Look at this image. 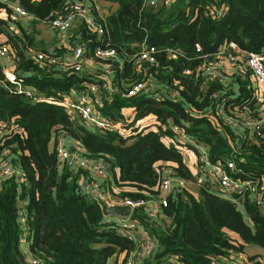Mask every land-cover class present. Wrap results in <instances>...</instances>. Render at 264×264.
Segmentation results:
<instances>
[{"label":"trees","instance_id":"obj_1","mask_svg":"<svg viewBox=\"0 0 264 264\" xmlns=\"http://www.w3.org/2000/svg\"><path fill=\"white\" fill-rule=\"evenodd\" d=\"M77 1L0 0V44L10 49L16 80L33 92L32 96L18 92L0 65V160L16 170L0 180V264H31L30 256L39 264H109L112 259L123 264L137 241L121 231L114 217L102 214L91 194L98 189L120 201L165 198L167 206L160 207L152 222L145 209L132 212L131 218L157 241V249L143 264H227L239 253L244 257L246 253L249 260L264 258L246 252L250 246L264 251V207L252 202V189L237 205L208 184L197 186L199 152L179 142L172 131L173 125L183 126L206 148L211 163L234 161L257 190L264 177V125L252 134L241 126L233 128L226 119L244 111L251 116L259 112L251 73L234 62L229 63L234 71L228 75L226 67L212 62L223 64L229 54L264 53V0H173L146 7L145 0H98L89 4V10L102 34L76 18L61 35L65 44L47 50L33 36L36 24L65 14ZM13 2L28 13L31 30L9 21ZM210 6L226 12L211 17ZM143 42L158 53L155 63L140 62L139 67L133 56ZM78 43L83 44L87 68L85 63L79 69L64 64L65 54ZM229 43L236 50H229ZM96 47L114 49L123 58L122 69L115 67L108 75L111 87L99 76L103 69L94 54ZM206 65L223 76L210 79ZM136 82L146 89L126 96ZM90 83L99 95L98 100L93 96V106L113 121H124L119 128L69 120L64 96ZM128 107L132 118L122 113ZM149 116L151 123L136 125ZM61 136L75 142L70 151L103 161L107 180L99 183L100 175L83 166L70 170L60 164L53 143ZM183 148L198 164L194 171ZM165 173L187 183L181 193L159 190ZM93 182L98 189L84 188Z\"/></svg>","mask_w":264,"mask_h":264},{"label":"built area","instance_id":"obj_2","mask_svg":"<svg viewBox=\"0 0 264 264\" xmlns=\"http://www.w3.org/2000/svg\"><path fill=\"white\" fill-rule=\"evenodd\" d=\"M97 1L98 0L77 1L70 6L69 10L65 14L54 17L43 23L49 25L57 32L65 34L70 30L76 18H82L85 22L95 28L99 34H102L103 29L95 24L94 18L89 10V4H96ZM171 2H173V0H163L165 5H169ZM143 5L145 7L156 6L157 1L145 0ZM225 12L226 8L224 7L219 10H215L210 6L207 14L211 17H217L224 15ZM27 16L28 13L18 2H13L10 4L8 18L11 23L17 22ZM227 48L229 50H236L237 47L234 43H229ZM83 50V44H76L71 53L65 54L64 64H70L76 69L81 68L82 64L85 63V60L82 62ZM9 53V47L0 44V59L4 58ZM157 53L158 49H156V47L147 45L145 42H143L140 45L139 51H137L133 56L135 65L140 67V62L155 63ZM223 53L224 51L221 50L220 55ZM94 54L100 61V68L103 69L99 76L105 79L108 82L109 87H111V83L108 80V75H112V71L115 69V67L122 69L123 58L119 57L114 49L109 48L96 47ZM246 55H248V59H245ZM37 56L38 58L42 59L44 55L42 53H38ZM172 57L175 58L176 54L172 53ZM224 62H227L228 64L231 63L232 65L234 62H237L238 66L242 64V67H245L250 71L256 85L264 90V53L241 52L237 54H229L227 61ZM51 63H57V59L51 58ZM212 64L223 65L225 67V63L221 64L219 60L217 62H212ZM205 69L206 74L210 77V79L216 80L223 76L221 70L212 69L211 66L207 67L206 65ZM3 72L5 77L11 83L15 84V88L18 92L24 91L26 95H33L31 90L23 89L21 82L16 80L12 70L10 71L3 69ZM185 72L189 73L188 70ZM145 89L146 87L143 83L136 82L129 86L125 95L132 96ZM115 91H118V89H115ZM172 92L175 95V91ZM94 95H96L95 98L98 100L99 95L97 93V86L92 83L86 84L83 89L72 90L69 95H65L62 102L65 104L67 109L69 120L74 121L78 119L87 126H95L97 128L103 129L119 128L124 121H113L107 115H104L102 112L96 110L92 103ZM257 105H259V100L257 101ZM235 109L239 110L238 108ZM123 110H125V108H123ZM226 119L233 128L237 129L241 126L244 130L252 132L253 134L254 130L256 132L260 131L264 125V106H261L259 112L255 116H251L246 111H244L238 115V118L227 117ZM242 128L239 130L241 131ZM172 131L176 133V139H178L179 142H182L183 144L189 143L199 152V169H197L198 164L196 165V162L192 161L193 167L197 169V174L199 173V176L196 177L195 180V184L197 186H205L208 184L206 185L208 188H211L220 196L236 202L237 205H241L240 198H242L246 194V191L251 188L254 193L252 202L255 204V206L264 207V177L261 176L262 178H260L257 190L254 191V186H252L251 182L247 181L243 177V171L237 167L234 161H228L227 163H211L208 159L206 148L195 141L194 138L189 137L183 126L173 125ZM53 144L56 146V155L59 163L68 167L70 170H75L78 167L83 166L85 169L92 171L93 174L98 173L100 176H104L106 174L108 167H106L103 161L90 160L85 156H81L76 152L70 151V149H67V147L64 145L61 137L57 138ZM15 173L16 170L10 165L9 161L0 160V180L10 177ZM98 185L99 184L97 182H93L89 185L86 184L84 188L89 191L93 188L98 189ZM184 185H187V183L185 184L183 179L175 178L171 174L165 173L160 178L159 190L166 194L170 193L171 191L181 193L184 190ZM104 192L105 194L101 191L102 196H104L110 203L131 207L130 216L128 218L120 217V222L117 221V223L121 226V231L127 232L132 236L135 242L137 241L135 249L128 257L124 259L123 264H143L144 260L148 259L157 249V241L145 230L138 232V223L131 218V215L135 208H143L146 211V218L148 221L152 222L157 218V211L160 209V207L167 206L165 198H162L160 201L147 199H125L120 201L111 199L108 196V193L106 191ZM239 207L242 208L243 206ZM242 212L244 213V209ZM21 220L24 222V217H22ZM23 229L24 231L21 237V242L23 243L22 245L25 246L27 244V228L24 226ZM242 255V253L236 254V258H233L231 261H226V263L264 264V258L259 257L249 260ZM29 261L31 264H39V262L31 256L29 257Z\"/></svg>","mask_w":264,"mask_h":264},{"label":"crops","instance_id":"obj_3","mask_svg":"<svg viewBox=\"0 0 264 264\" xmlns=\"http://www.w3.org/2000/svg\"><path fill=\"white\" fill-rule=\"evenodd\" d=\"M156 1H157V3L163 2V0H156ZM2 15H4V14H2ZM18 24H19V27L26 29V30H31V26H33L31 24V20L29 19V15L27 17L20 19L18 21ZM14 31L18 32L16 29H14ZM61 35H62V33L57 32L56 30L52 29L49 25L44 24L43 22L36 24V32H34V34H33V36L36 37L37 40L43 41L46 49L50 50V51L54 49L55 45L65 44L66 38L64 39V37H62ZM0 40L1 41L3 40L2 36H0ZM224 63H225V67H226V72L228 75H230L234 71V69H232V66L229 65L227 62H224ZM0 65H1L2 69L11 71L14 67V60L9 55H7L4 58L0 59ZM85 66H86V68L88 66H90L89 62L86 61ZM251 82H252L253 88H255V95L259 100V106H264V90L256 85L252 76H251ZM132 111H133L132 108L128 107V108H125V110H123L122 113H124L125 116H127V117L129 116L132 118ZM127 120H129V119H127ZM61 139L63 140L64 145L67 147V149H70L71 147L75 146V142L73 140H70V139L63 137V136H61ZM107 176H108V170L104 176H97L99 183H102V181H106ZM103 190L104 189H102V192L105 194L104 191H106V190H104V191ZM99 192H101V189H99ZM114 220H117V219H114ZM137 227H138V232H141V230H143V227L141 226V224H138ZM112 260H114V259H112ZM119 260H120V258L118 259V261ZM120 262H121V260H120ZM115 264H116V261H115Z\"/></svg>","mask_w":264,"mask_h":264},{"label":"water","instance_id":"obj_4","mask_svg":"<svg viewBox=\"0 0 264 264\" xmlns=\"http://www.w3.org/2000/svg\"><path fill=\"white\" fill-rule=\"evenodd\" d=\"M245 59H248V55L245 56ZM92 195L97 200L101 208L102 214L105 217L117 216L122 218H128L130 216L131 207L110 203L105 197L102 196V194L96 191H94Z\"/></svg>","mask_w":264,"mask_h":264},{"label":"rangeland","instance_id":"obj_5","mask_svg":"<svg viewBox=\"0 0 264 264\" xmlns=\"http://www.w3.org/2000/svg\"><path fill=\"white\" fill-rule=\"evenodd\" d=\"M153 121L152 116L146 117L145 119H143L142 121H138V123H136V125H139L140 127H143L145 125V122L151 123ZM183 155H184V159H186V161L188 162L189 167L194 171V167L192 164V161L194 159V157L192 156V154H190V152L187 149L183 148ZM114 219H117L116 221L120 222L121 218L117 217V216H113ZM24 253L28 254V250L26 251V249L23 250ZM247 253H261L262 255H264V251L261 250L260 248L256 247V246H250L249 249H246ZM245 257H247V254L244 253ZM243 256V255H242ZM234 258H236V255H234ZM167 261H164L163 264H167ZM109 264H115L114 260H110Z\"/></svg>","mask_w":264,"mask_h":264},{"label":"clouds","instance_id":"obj_6","mask_svg":"<svg viewBox=\"0 0 264 264\" xmlns=\"http://www.w3.org/2000/svg\"><path fill=\"white\" fill-rule=\"evenodd\" d=\"M163 3V2H162ZM162 3H157V5H159V4H162ZM264 256V255H263Z\"/></svg>","mask_w":264,"mask_h":264}]
</instances>
